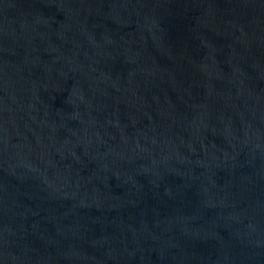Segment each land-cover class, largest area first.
I'll list each match as a JSON object with an SVG mask.
<instances>
[{
	"label": "water",
	"instance_id": "water-1",
	"mask_svg": "<svg viewBox=\"0 0 264 264\" xmlns=\"http://www.w3.org/2000/svg\"><path fill=\"white\" fill-rule=\"evenodd\" d=\"M0 264H264V0H0Z\"/></svg>",
	"mask_w": 264,
	"mask_h": 264
}]
</instances>
